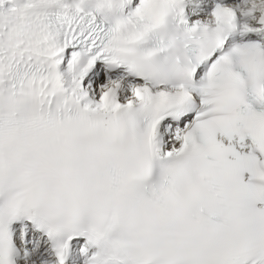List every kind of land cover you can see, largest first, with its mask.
<instances>
[{
  "label": "snow or ice",
  "instance_id": "1",
  "mask_svg": "<svg viewBox=\"0 0 264 264\" xmlns=\"http://www.w3.org/2000/svg\"><path fill=\"white\" fill-rule=\"evenodd\" d=\"M0 264H264V0H0Z\"/></svg>",
  "mask_w": 264,
  "mask_h": 264
}]
</instances>
